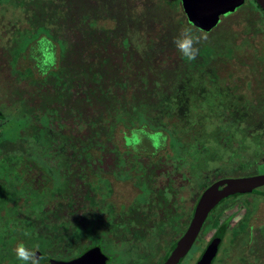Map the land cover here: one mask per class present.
I'll return each mask as SVG.
<instances>
[{
	"label": "trees",
	"instance_id": "1",
	"mask_svg": "<svg viewBox=\"0 0 264 264\" xmlns=\"http://www.w3.org/2000/svg\"><path fill=\"white\" fill-rule=\"evenodd\" d=\"M253 1L255 11L264 13ZM23 4L25 10L33 11L29 17L35 18L25 42L44 35L61 48L56 65L44 76L12 79L0 94V116L14 109L25 120L22 136L14 140L0 136V258L19 264L14 247L20 241L35 249L37 264L47 258L71 259L95 245L103 251V246L109 247L110 253L146 232L152 235L153 249L170 237L169 230L172 235L167 242L174 244L187 226L199 194L190 197L193 206L189 213L180 211L175 187L180 171L168 166L165 156L156 160L155 154L167 146L168 138L180 151L179 116L172 114L175 106L167 104L166 98L179 94L205 58L198 53L189 62L178 55L182 64L173 70H164L157 59L163 60L166 53L161 43L168 39L173 45L183 28L198 35L210 33L215 26L206 31L194 24L182 0H121L120 15L114 20L108 13L102 19L98 16L100 23L90 19V27L74 28L68 27L77 9L72 0H25ZM140 4L143 11H138ZM157 6L170 13L162 14L166 23L147 14L151 9L155 14ZM106 21H112V26ZM176 26L166 38L164 30ZM170 50L177 54L174 45ZM4 62L8 66L9 57ZM127 62L130 65L124 67ZM159 109L163 116H158ZM172 117L175 120H169ZM130 129L154 133L152 154L137 147L132 150L125 143L122 133ZM188 174L184 176L190 191L195 178L201 193L217 179L238 176L218 173L197 178ZM112 178L144 183L150 189V201L141 204L146 197L141 195L118 210L110 199ZM214 211L216 207L211 213ZM229 221L218 225L223 229L221 243L226 238L219 245L222 250L245 227L239 222L230 228ZM214 223L211 217L207 230Z\"/></svg>",
	"mask_w": 264,
	"mask_h": 264
},
{
	"label": "rangeland",
	"instance_id": "2",
	"mask_svg": "<svg viewBox=\"0 0 264 264\" xmlns=\"http://www.w3.org/2000/svg\"><path fill=\"white\" fill-rule=\"evenodd\" d=\"M24 1L0 0V40H2L0 43V94L4 93L3 88H7L12 79L25 81L34 78L29 73V68L24 67L26 60L21 59L17 67L13 63L18 56L25 58L23 55H27V51L24 54L19 53L18 45L23 44L20 51L27 49L26 36L33 28L26 22L28 13L23 11ZM72 5L77 9L72 12L74 19L68 27H90L93 24L90 19L100 23L98 16L102 19L105 14L111 13L113 20L118 17L121 0H72ZM172 8L175 9V6L172 5ZM151 10L147 13L150 17L153 15L161 17L165 23L167 22L162 17V14L164 17L170 14L165 12L167 11L165 8L159 6L153 8L155 14ZM255 10L253 0H244L235 12L220 16L210 33L197 32L198 35L203 34L206 37L198 44L199 53L204 56L205 62H202L198 71L181 86L177 96L172 99L166 98L167 104L175 106L172 114L179 116L176 129L182 137L180 139L183 144L177 152L171 145V139L168 138L167 148L155 154L156 160L160 156H165L168 158V166L183 168L184 172L192 173L194 177L199 178L218 173L241 176L248 173L250 168L264 171V139L261 138L264 135L255 134L253 138L247 136L248 131L244 123L245 120L253 121L254 129H260L257 123L264 122V13ZM138 11H143L141 4ZM186 14L189 19L193 18L190 12L187 11ZM106 22V25L112 26V21ZM174 28L164 30L166 38L173 34L177 26ZM155 29L159 30L158 27ZM12 36L16 39L13 47L9 48L8 42ZM12 41L13 38L10 42ZM139 45L144 47L142 43ZM161 46L165 48L166 53L162 54L163 60L157 59V61H161L160 66L164 70H173L182 64L178 54L170 50L173 45L168 39L163 41ZM59 48L61 46L58 45L57 49ZM8 49L10 64L3 66L5 62L2 52ZM168 51H171L170 57L167 55ZM138 53L143 54V50L139 49ZM200 55L199 59L202 58ZM54 57L55 55L52 63ZM116 60L118 61L117 57ZM52 63L42 62L43 71ZM129 65L130 62L124 63V67ZM141 73L146 76L144 72ZM159 78H161L160 75ZM133 92L134 89L131 93ZM159 111L158 116H163V109ZM15 113L14 109H9L4 112V116H0L2 139L14 140L22 136L25 120L17 117ZM169 120L173 121L175 118L172 117ZM146 132L148 135L143 138L142 144L138 145L137 149L144 151L142 153L152 154L150 141L154 139L156 142V138L151 131ZM112 182L110 199L118 210L126 209L141 195L146 196L139 201L141 204L150 201L148 198L150 189L144 188V183L138 184L136 179L131 178L122 180L112 178ZM259 197L256 193H245L238 198L235 197L237 199L227 197L216 205L213 230L226 219L230 220V228H233L238 221L246 218L241 236L225 243L224 249L220 248L217 256L215 255L213 264H264V202H258ZM211 217L212 213L199 232L197 242L180 264H193L197 261L203 247L211 238L207 231ZM225 239L224 242H226ZM103 248L108 253L109 247L103 246ZM165 248L166 242L158 247L157 258ZM117 259L118 255L112 257L108 264H123ZM0 264L15 263L5 257L0 258Z\"/></svg>",
	"mask_w": 264,
	"mask_h": 264
},
{
	"label": "water",
	"instance_id": "3",
	"mask_svg": "<svg viewBox=\"0 0 264 264\" xmlns=\"http://www.w3.org/2000/svg\"><path fill=\"white\" fill-rule=\"evenodd\" d=\"M243 2L244 0H182L183 7L193 15L192 22L206 30L213 28L221 15L234 11ZM256 3L264 10V0H256ZM262 185H264V174L223 177L208 185L199 197L185 232L177 240L169 256L160 264H176L186 256L208 214L223 199L237 193L258 192L257 187ZM222 234L223 229L218 228L195 264H212ZM106 260L107 257L100 247L95 245L74 258L68 260L47 258L43 264H105Z\"/></svg>",
	"mask_w": 264,
	"mask_h": 264
},
{
	"label": "flooded vegetation",
	"instance_id": "4",
	"mask_svg": "<svg viewBox=\"0 0 264 264\" xmlns=\"http://www.w3.org/2000/svg\"><path fill=\"white\" fill-rule=\"evenodd\" d=\"M23 11L25 13H28L27 16H26V19H27L26 22H28L30 27H31L32 26L31 23L33 21H35V18L34 17L30 18L29 16L32 15L33 11L29 10V9L25 10L24 8H23ZM12 38H13V41L10 42ZM12 38L10 39L9 42L8 41H4V42H8V47L9 48L13 47V45L15 43L14 36H12ZM1 42H2V40H0V43ZM25 46L27 47L26 50H24V51H20L19 50V53L22 52L23 54L27 51V55H25V54L23 55L25 58H21V57L18 56L13 61V63L17 67V64L19 63V61L21 59L22 60H26L27 62H26V65L24 67H27V68L30 69L29 73L32 74V77L40 78V77L44 76L50 69H52L56 65L57 58H58V55H59V49H57L58 45H56V42L54 40L49 39V38L45 37L44 35H39L36 38H34L33 40H31L29 43H27V45H25ZM8 51L2 52V56H3L2 58L4 59V61H5V57H9V59H10V54L8 53ZM47 52H51L53 54V56L55 55V57H54V61H53L52 65L49 68H44L45 71H43V69H42L43 67L41 66V63L45 62ZM244 123L246 124L245 125L246 126V130L248 131V133H246L247 136L253 138V136L255 134L264 135V122L262 123V121H261L260 123H257L258 127L260 129H254L255 125L253 124V121L245 120ZM261 138L264 139V136L261 137ZM177 169L180 171V173H179V177L177 178V181H176V184H175V187L177 189L176 197H177V201H178V203H176V204H178V206L180 208V211L184 212V209H186L188 211V213H189L190 210H191V207L193 206V203L190 200V197L192 195H193V197H195L197 194H199V196H198V200H199V197L201 195L199 182L195 181L196 179L194 178V180H193V192H191L190 189H189V186H188L189 180H188L187 177L184 176L186 172H184L182 170L183 168H180V169L177 168ZM189 174L191 175L192 173H189ZM189 174H188V177L190 176ZM255 174H264V171H258V170H254V169L252 170V168H250L248 173H245L244 175H241V176H249V175H255ZM192 176L194 177L193 174H192ZM234 177H236V176H234ZM197 178H199V177H197ZM257 190H258V192H245V193H256L257 195L260 196L258 202L259 201L260 202H262V201L264 202V185L257 187ZM245 193H237V194H234V195L229 196V197H234V199H237L238 197H240V195L245 194ZM169 195H171V194H169ZM235 197H237V198H235ZM198 200H197V202H198ZM185 205H186V207L184 208ZM257 206L259 207L258 204H257ZM195 207H196V205H195ZM195 207H194V209H195ZM213 209L211 210V212L213 211ZM260 210H262V208ZM263 210H264V207H263ZM193 212H194V210H193ZM193 212H192V215H193ZM211 212L209 214H211ZM192 215H191V217L189 219V222H190V220L192 218ZM215 215L216 214H215V211H214L212 213L213 220H215ZM245 218L242 219L241 221H238L237 224L239 222H243L244 223ZM225 221H229V220L226 219ZM225 221H223L222 223H224ZM189 222H188V224H189ZM204 223H207V218H206ZM222 223H220V224H222ZM188 224H187V226H188ZM187 226L185 227L183 232L180 234V236L176 238L174 244H173V242H167V241H169V239H170V237L172 235V232H170V230H169V234L168 235L170 237L166 238V241H162L161 243H159L155 249H153V243H151V241H150L152 235L149 232L144 233L143 236L135 237V241H131L130 243H128L127 247H124V248L118 247V248H116L115 251H113V253H109V252L106 253L105 251H103L101 249L100 246L99 247H100L102 253L107 257V260H106L105 264H108V262L112 259V257H116L117 255H118V259L117 260L121 261V263H123V264H160L163 261H165V259L169 256V254L171 253L175 243L182 236V234L185 232ZM212 227H213V225L211 226L210 230H207L210 233V237H212L214 235V233L216 232V230L219 228L217 226V228L215 230H213ZM198 236H199V234L197 235V237H196L194 243L192 244L191 248L195 245V242H197ZM222 239H223V236H222ZM164 242H166V248H165V250H163L161 255L157 258L156 256H157L158 247L162 246ZM221 242H222V240H221ZM218 251H219V247H218L217 252L215 254L216 256H217ZM79 255H77V256H79ZM199 256H198V258H199ZM216 256L213 257L212 264L214 263V261H215L214 259H215ZM198 258L196 260H198ZM183 259L184 258H182L176 264H180ZM64 260H68V259H64ZM195 263H196V261H195ZM195 263H193V264H195Z\"/></svg>",
	"mask_w": 264,
	"mask_h": 264
},
{
	"label": "clouds",
	"instance_id": "5",
	"mask_svg": "<svg viewBox=\"0 0 264 264\" xmlns=\"http://www.w3.org/2000/svg\"><path fill=\"white\" fill-rule=\"evenodd\" d=\"M202 39H206L203 34H194L190 28H183L173 40V45L177 51V54L186 61H193L196 59L199 49L197 45ZM53 55L51 52L46 54V64H51ZM124 135L125 143L132 149L136 150L138 145L142 144L143 138L148 135L144 129H130L128 133H122ZM14 253L19 264H37L35 249L29 247L23 241L16 244Z\"/></svg>",
	"mask_w": 264,
	"mask_h": 264
}]
</instances>
